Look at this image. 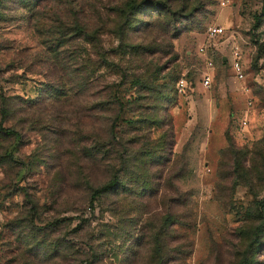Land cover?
<instances>
[{
  "label": "rangeland",
  "instance_id": "374dc122",
  "mask_svg": "<svg viewBox=\"0 0 264 264\" xmlns=\"http://www.w3.org/2000/svg\"><path fill=\"white\" fill-rule=\"evenodd\" d=\"M0 264H264V0H0Z\"/></svg>",
  "mask_w": 264,
  "mask_h": 264
},
{
  "label": "built area",
  "instance_id": "2783aa9c",
  "mask_svg": "<svg viewBox=\"0 0 264 264\" xmlns=\"http://www.w3.org/2000/svg\"><path fill=\"white\" fill-rule=\"evenodd\" d=\"M223 6H226L225 2H223ZM225 35H226V32L222 26H219V25L211 26L208 30V38L211 44H206L200 48V53L201 55L206 56V59L208 60V66H209L208 68L209 70H207L204 73V78H203L204 86L206 88L211 87L212 80H213L212 74L210 72V70L213 67V62L209 61V57H208L209 52L216 51V49L218 48V44L220 43L221 40L224 39ZM215 40H218V44L212 43ZM232 51L234 53V59L232 63V69L234 71V75L239 82H244L246 79L245 78L246 72L241 62L240 54L236 47L232 48ZM178 88L181 92L185 91L188 88V82L185 79H181L178 83Z\"/></svg>",
  "mask_w": 264,
  "mask_h": 264
},
{
  "label": "trees",
  "instance_id": "16d2710c",
  "mask_svg": "<svg viewBox=\"0 0 264 264\" xmlns=\"http://www.w3.org/2000/svg\"><path fill=\"white\" fill-rule=\"evenodd\" d=\"M132 9L134 8V6H131ZM2 113V119H4L7 115V111L4 107V109L1 111ZM8 133H13V131H7ZM119 185V180L117 178H114L110 183L106 184L105 186L98 188L97 190H95V192L92 194L91 197V203H93L97 198L113 191L117 186ZM169 219V218H168Z\"/></svg>",
  "mask_w": 264,
  "mask_h": 264
},
{
  "label": "crops",
  "instance_id": "0c3cea01",
  "mask_svg": "<svg viewBox=\"0 0 264 264\" xmlns=\"http://www.w3.org/2000/svg\"><path fill=\"white\" fill-rule=\"evenodd\" d=\"M213 123H214V126H217V118L215 119H212ZM228 128L226 122H224V130H226Z\"/></svg>",
  "mask_w": 264,
  "mask_h": 264
}]
</instances>
